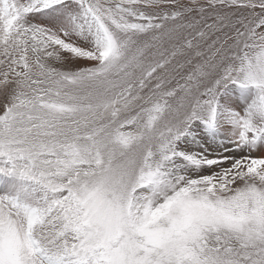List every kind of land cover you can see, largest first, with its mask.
Listing matches in <instances>:
<instances>
[{"label":"snow or ice","instance_id":"obj_1","mask_svg":"<svg viewBox=\"0 0 264 264\" xmlns=\"http://www.w3.org/2000/svg\"><path fill=\"white\" fill-rule=\"evenodd\" d=\"M262 150L264 0H0V264H264Z\"/></svg>","mask_w":264,"mask_h":264},{"label":"rangeland","instance_id":"obj_2","mask_svg":"<svg viewBox=\"0 0 264 264\" xmlns=\"http://www.w3.org/2000/svg\"><path fill=\"white\" fill-rule=\"evenodd\" d=\"M263 151V150H262ZM262 154V152H255V153H253V155H255V156H259V155H261Z\"/></svg>","mask_w":264,"mask_h":264},{"label":"bare ground","instance_id":"obj_3","mask_svg":"<svg viewBox=\"0 0 264 264\" xmlns=\"http://www.w3.org/2000/svg\"><path fill=\"white\" fill-rule=\"evenodd\" d=\"M264 151V150H263Z\"/></svg>","mask_w":264,"mask_h":264}]
</instances>
